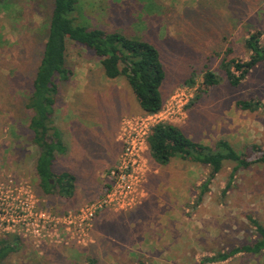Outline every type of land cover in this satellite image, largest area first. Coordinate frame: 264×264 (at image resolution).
Masks as SVG:
<instances>
[{
  "label": "rangeland",
  "instance_id": "1",
  "mask_svg": "<svg viewBox=\"0 0 264 264\" xmlns=\"http://www.w3.org/2000/svg\"><path fill=\"white\" fill-rule=\"evenodd\" d=\"M52 1L17 0L16 16L32 31L22 47L25 32L13 30V11L0 10V214L9 224L8 230L0 226V241L16 243L3 264H202L217 251L254 240L249 217L264 226V166L240 170L231 181L233 164H226L197 205L208 168L181 160L158 166L146 135L152 125L169 122L208 145L224 139L239 152L264 148V112L235 106L252 98L264 104V64L238 88L220 69L230 46L233 57L247 60L250 33L261 32L264 43V0H79L80 25L150 42L166 77L164 109L148 119L125 79L107 81L92 51L68 43L73 75L60 84L55 107L67 152L53 171L75 175L71 198L42 192L33 134L21 121ZM207 70L221 77L209 91L202 86ZM191 78L194 85L186 84ZM100 145L107 146L106 157L95 160ZM93 180L105 187L99 196L91 193ZM219 264H264V256Z\"/></svg>",
  "mask_w": 264,
  "mask_h": 264
},
{
  "label": "trees",
  "instance_id": "2",
  "mask_svg": "<svg viewBox=\"0 0 264 264\" xmlns=\"http://www.w3.org/2000/svg\"><path fill=\"white\" fill-rule=\"evenodd\" d=\"M79 2L53 0L52 7H49L47 30L38 37L42 45L41 50L37 49L40 61L32 80V92L23 102L25 118L21 120L33 134L32 145L37 155L36 174L42 192L45 195L58 193L63 198H71L74 195L77 182L76 177L69 172L56 175L53 171L57 157L65 156L67 152L62 134L55 125L54 113L57 99L61 94L60 84L69 81L73 75L67 64L69 42L92 51L100 59L107 80L125 79L142 113L153 116L159 114L164 107L161 88L166 72L158 49L141 38H133L118 31L108 32L99 26L90 28L80 25L82 13L77 6ZM17 4V0H0V10L13 11L16 17L13 20V30L25 32L19 41L22 47L25 42L23 37L32 36V31L21 25L17 18L16 10L19 11ZM23 12L24 10L21 13ZM240 22L241 19H236V24ZM227 34L228 31L225 30V36ZM244 48L249 55L247 60L242 61L233 57L235 51L230 46L220 64V69L226 74L228 84L232 88H238L255 68L264 64L261 32L250 33L244 41ZM194 82L195 80L191 78L186 84L194 85ZM220 84L221 77L216 72L211 70L204 72L202 86L205 90L209 91ZM203 94L204 92H201L196 100L202 98ZM235 106L243 112H264V104L253 98L238 100ZM147 145L152 161L160 167H168L172 161L181 160L208 168L211 177L200 186L197 205L203 202L210 191V179L219 174L226 164H233L231 181L240 170L264 166L263 147L249 146L244 152H239L224 139L217 141L214 146L208 145L193 140L179 126L169 122H160L151 128ZM249 220L254 227V240L238 247L217 251L212 256L205 257L202 264L224 263L239 256H264V226L252 217H249ZM15 248L16 243L10 240L0 241V264H3ZM95 262L91 260L90 264Z\"/></svg>",
  "mask_w": 264,
  "mask_h": 264
},
{
  "label": "crops",
  "instance_id": "3",
  "mask_svg": "<svg viewBox=\"0 0 264 264\" xmlns=\"http://www.w3.org/2000/svg\"><path fill=\"white\" fill-rule=\"evenodd\" d=\"M101 66V65H100ZM102 67V66H101ZM105 79H106V77H104ZM107 80V79H106ZM107 81H109L110 82V80H107ZM128 84V83H127ZM129 86V85H128ZM132 91V90H131ZM71 98H69V99H67V102L70 100ZM56 107V106H55ZM55 114H56V110H55V113H54V119H55ZM56 120V119H55ZM108 142V141H107ZM106 142V143H107ZM95 149V153H94V155H93V157L95 158V160L97 159V158H105L106 157V154H105V152H106V149H107V146H105V145H100L99 146V148H94ZM97 160H99V159H97ZM97 162V161H96ZM95 162V163H96ZM71 170H69V173H71L70 172ZM71 174H73V173H71ZM74 175V174H73ZM75 176V175H74ZM92 180V179H91ZM52 183H53V181H52ZM102 186V187H101ZM76 188H78V184H77V182H76ZM90 189H91V193H92V195H95V194H97L96 196H99L103 191H104V189H105V187H104V185H101L100 183H98L97 181H95V180H93V182L91 183V187H90Z\"/></svg>",
  "mask_w": 264,
  "mask_h": 264
},
{
  "label": "built area",
  "instance_id": "4",
  "mask_svg": "<svg viewBox=\"0 0 264 264\" xmlns=\"http://www.w3.org/2000/svg\"><path fill=\"white\" fill-rule=\"evenodd\" d=\"M163 109H164V107H163ZM163 109H162V111H163ZM161 111V112H162ZM160 112V113H161ZM159 113V114H160ZM159 114H156V115H153V116H150V115H146V117L148 118V119H150V118H153V117H155V116H157V115H159ZM158 123H160V122H158ZM157 124V123H156ZM155 125V124H154ZM154 125H152L150 128H149V131H148V134L146 135V137L148 138V136H149V134H150V132H151V128L154 126ZM147 138H146V144H147ZM147 147H148V145H147ZM130 150L131 149H127V151L128 152H130ZM130 156H132V155H130ZM120 173V171H113V175L114 176H116V175H118L119 173ZM0 218H1V221L2 222H4L3 224H1L0 226L2 227L3 225H5V230H8L9 229V224H8V222H7V220H6V215L5 214H0ZM1 230H3V229H1ZM5 230H3L4 232H6Z\"/></svg>",
  "mask_w": 264,
  "mask_h": 264
}]
</instances>
